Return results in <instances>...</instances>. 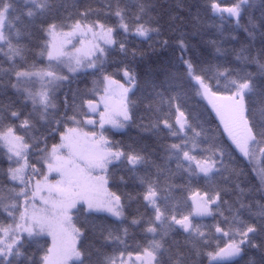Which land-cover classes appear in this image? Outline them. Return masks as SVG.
<instances>
[{
  "label": "snow or ice",
  "instance_id": "6c2138e0",
  "mask_svg": "<svg viewBox=\"0 0 264 264\" xmlns=\"http://www.w3.org/2000/svg\"><path fill=\"white\" fill-rule=\"evenodd\" d=\"M0 264H264V0H0Z\"/></svg>",
  "mask_w": 264,
  "mask_h": 264
},
{
  "label": "trees",
  "instance_id": "16d2710c",
  "mask_svg": "<svg viewBox=\"0 0 264 264\" xmlns=\"http://www.w3.org/2000/svg\"><path fill=\"white\" fill-rule=\"evenodd\" d=\"M117 138H119V137H117Z\"/></svg>",
  "mask_w": 264,
  "mask_h": 264
}]
</instances>
